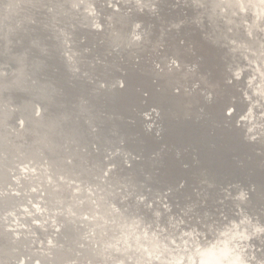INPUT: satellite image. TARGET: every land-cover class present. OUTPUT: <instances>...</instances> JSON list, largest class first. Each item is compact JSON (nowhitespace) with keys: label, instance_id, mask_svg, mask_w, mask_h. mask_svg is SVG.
Returning <instances> with one entry per match:
<instances>
[{"label":"water","instance_id":"obj_1","mask_svg":"<svg viewBox=\"0 0 264 264\" xmlns=\"http://www.w3.org/2000/svg\"><path fill=\"white\" fill-rule=\"evenodd\" d=\"M226 2L0 0V264H189L194 240L213 264L242 219L250 238L234 243L264 264L245 167L264 131V62L245 27L264 13ZM195 41L238 88L221 118L238 127L231 144L212 120L176 139L157 109L156 71ZM200 140L224 160L212 183L193 171Z\"/></svg>","mask_w":264,"mask_h":264},{"label":"bare ground","instance_id":"obj_2","mask_svg":"<svg viewBox=\"0 0 264 264\" xmlns=\"http://www.w3.org/2000/svg\"><path fill=\"white\" fill-rule=\"evenodd\" d=\"M228 1L237 4L240 10L245 7H251L252 10L259 4L258 15L264 13V0ZM224 4H228L226 0ZM260 22L256 21L252 26L245 27L244 22L237 19L231 25L237 29L242 26L258 31L257 40L253 39L255 41L252 49L255 54L261 55L264 62V23L260 24ZM196 42L198 41L193 42L189 49L187 59L160 64L161 67L156 71V75L162 79L156 98V104L159 105L157 109L169 123L170 134L176 139L183 137L185 139V131L198 122L208 125L212 120L215 121L214 127L227 132V135L223 136L226 142L231 144L232 132L238 127L221 118L224 109L241 107V98L237 97L238 88L227 78L226 72L219 65L216 53L201 43L194 45ZM187 139H192L191 135ZM208 143L211 144L206 140H200L196 142L197 145H192L190 148L194 153V173L204 181L212 183L222 177L224 160L218 155L216 145L211 148ZM218 144L221 149V144ZM257 144L258 146L246 156L249 162L245 163V167L251 171L254 180L257 181L256 203L261 209L258 213L264 215V131L259 135ZM234 155L236 152H232L230 156Z\"/></svg>","mask_w":264,"mask_h":264},{"label":"clouds","instance_id":"obj_3","mask_svg":"<svg viewBox=\"0 0 264 264\" xmlns=\"http://www.w3.org/2000/svg\"><path fill=\"white\" fill-rule=\"evenodd\" d=\"M246 223H248V221L244 219H242L239 223L233 222L231 228H229L225 232L220 233V235L224 237V239L217 240L208 250L215 251V260L213 261V264H248V261L245 258L246 246L242 243H234L244 242L250 238L247 234L246 229L241 230V225H244ZM256 231H264V228H257ZM185 235L190 234L185 233ZM185 243L187 244V242ZM193 243L196 246L195 251L188 256L189 264H208V262L203 259L205 253L201 251L198 242L194 240ZM165 250L167 251V249ZM117 251H120V249L117 248ZM137 251H140V249L137 248ZM145 251H147V249H145ZM184 251L187 252L188 248L186 247ZM149 255H152V253H149ZM197 256L201 257L198 262L196 260ZM154 258L156 260H160L161 256L155 255ZM252 259H255V257L253 256ZM183 262L184 257L179 256L178 258L173 257L171 260L165 261L164 264H183ZM117 264H124V262L118 261ZM148 264H151V261H149Z\"/></svg>","mask_w":264,"mask_h":264}]
</instances>
